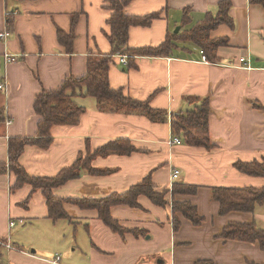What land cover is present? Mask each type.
<instances>
[{"label":"crops","instance_id":"crops-1","mask_svg":"<svg viewBox=\"0 0 264 264\" xmlns=\"http://www.w3.org/2000/svg\"><path fill=\"white\" fill-rule=\"evenodd\" d=\"M223 0H133L124 13L134 17L158 14L148 27H132L129 48H156L167 37L172 40L169 55L136 57L130 68L113 57L108 81L112 89L155 110L168 113L166 123L151 122L138 113H114L101 109L93 97L77 92L72 102L83 112L73 126H54L48 148L28 146L19 163L32 177H53L116 140H128L136 149L130 155L96 157L90 168L105 174L79 176L53 190L59 199L97 200L123 194L149 178L156 192L168 190L166 201L188 202L203 219L192 225L177 215L176 231L171 224V207L154 205L144 196L139 206L111 207L110 216L127 231L113 233L95 210L71 203L63 209L69 218L48 219L40 191L24 186L10 192L15 177L0 176V239L12 249L4 264H264L258 243L223 240L220 234L230 224H254L264 229V204L252 213L231 212L219 216L212 200L214 188L261 189L264 179L248 176L235 164L264 162V9L248 0H225L231 5L233 27L220 25L210 38L227 39L216 49L215 63L202 61L201 49L179 36L203 24L208 13L217 14ZM104 0H0V33L7 31L5 13L12 17L6 39H0V164L8 162L10 138H34L39 117L34 101L41 92L56 91L68 77L86 73L91 54H109L107 21L111 12ZM72 51L58 42L57 31L68 35L72 18ZM18 57L4 64L3 55ZM246 61L240 63L239 59ZM128 60V59H127ZM208 101V131L211 148L170 146V120L184 113L185 105ZM175 181L197 187L195 195L172 196L170 175ZM29 198L24 206L23 202ZM14 222L12 228L9 223ZM21 222V223H20ZM20 227V228H18ZM13 229V230H11ZM15 229V230H14ZM13 231V232H12ZM26 233L23 237L22 233ZM58 257V263H54Z\"/></svg>","mask_w":264,"mask_h":264},{"label":"trees","instance_id":"trees-1","mask_svg":"<svg viewBox=\"0 0 264 264\" xmlns=\"http://www.w3.org/2000/svg\"><path fill=\"white\" fill-rule=\"evenodd\" d=\"M133 0H104V8L111 12L107 21L109 34L108 42L111 47L109 54H91L87 60L86 73L80 78L68 77L56 91L41 92L34 101V112L39 117L38 132L34 138H10L8 140V162L0 164V176L11 173L15 182L10 192H16L24 186H29L32 192L40 191L45 199L48 219L53 222L68 220L63 205L71 203L84 210H95L99 220L113 233L122 236L124 233H136L123 229L118 222L110 216V209L113 206L125 205L130 208H137L138 198L146 197L154 205L159 207H171V224L176 231L180 225L177 215L188 220L192 225L199 226L203 219L198 215L197 210L188 202H177L172 200L170 204L166 201L168 190L156 192L149 178L132 186L123 194H111L105 198L90 200L76 199L64 200L53 195V190L64 185L70 180L77 178L81 171L86 170L89 174H105L99 170L90 168L91 161L96 157H108L111 155L126 156L136 151L128 140H116L96 150L85 158L79 157L70 167L62 170L53 177H32L29 176L20 165L19 159L28 146H38L42 149L48 148L53 141L50 130L54 126H73L77 124L80 114L83 112L72 102L73 97L85 90L83 96L96 99L101 109H107L114 113H138L146 116L151 122L166 123L168 113L165 110L152 109L148 102H138L124 95L122 89H112L109 85L108 74L113 57L126 56L127 67L134 64L136 57H161L169 55L172 47V40L177 36L167 37L165 42L156 48L128 47V32L132 27H148L150 23L158 18V14L146 17H134L124 13L125 7ZM250 4L259 5L264 9V0H248ZM231 5L228 1H220L217 4V14L213 16L208 13L202 25L194 27L183 35L179 40L191 42L201 49V53L207 62L215 63L214 53L220 46L227 44V39H211L210 33L220 25L233 27L232 19L229 16ZM12 14L6 16L7 31H11ZM77 16L72 18V27L68 35L57 31L58 42L66 45L67 51H72L73 29ZM258 109H264L254 104ZM199 108L189 114L173 115L170 120V128L173 136L181 137L184 144L193 147L210 149L211 143L208 131V118L210 109L208 101H202ZM0 111V121L3 120ZM235 167L240 172L254 177L264 179V162L236 163ZM197 187L185 184L173 183L170 194L172 196L195 195ZM212 200L218 204L219 216H226L231 212L252 213L258 205L264 204V186L261 189H228L214 188ZM29 198L22 205H26ZM223 240L238 241L245 243H258L264 251V229H259L254 224H230L220 234ZM0 264H4L6 239H0ZM9 251V250H8Z\"/></svg>","mask_w":264,"mask_h":264},{"label":"built area","instance_id":"built-area-1","mask_svg":"<svg viewBox=\"0 0 264 264\" xmlns=\"http://www.w3.org/2000/svg\"><path fill=\"white\" fill-rule=\"evenodd\" d=\"M10 13L6 12L5 13V16H8ZM9 36V33L8 31H4L2 33H0V39H6L7 37ZM3 61H4V64L7 65V64H11V63H15L16 61H18V57L17 56H13V55H10L8 53H5L3 55ZM202 61H206L205 58L202 56ZM246 60L244 58H240L239 59V62L240 63H244ZM119 62L123 65H127V57L126 56H119ZM6 89V85H5V82H1L0 83V91L1 90H5ZM169 145L170 146H173V145H180L181 144V140L178 138V137H173L171 138L169 141H168ZM180 175V172L178 170H173L171 175H170V184L172 185L173 183H175V181L178 179ZM21 223V222H20ZM14 226V222H10L9 223V227L12 228ZM1 244V242H0ZM3 246L6 247L7 250H11L13 247L12 245L7 242L6 244H2ZM59 261V258L56 257L55 260H54V263H58Z\"/></svg>","mask_w":264,"mask_h":264},{"label":"water","instance_id":"water-1","mask_svg":"<svg viewBox=\"0 0 264 264\" xmlns=\"http://www.w3.org/2000/svg\"><path fill=\"white\" fill-rule=\"evenodd\" d=\"M200 106L199 104H191V105H185L183 112L184 113H192L194 112L196 109H198Z\"/></svg>","mask_w":264,"mask_h":264},{"label":"rangeland","instance_id":"rangeland-1","mask_svg":"<svg viewBox=\"0 0 264 264\" xmlns=\"http://www.w3.org/2000/svg\"><path fill=\"white\" fill-rule=\"evenodd\" d=\"M18 228H20V227H18ZM11 230H13V229H11ZM14 230H15V229H14ZM12 232H13V231H12ZM22 234H23V235H22L23 237H26V233L23 232Z\"/></svg>","mask_w":264,"mask_h":264}]
</instances>
